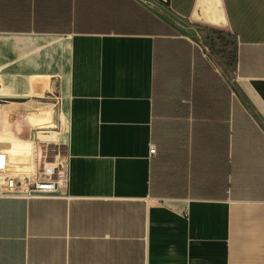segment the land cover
I'll return each mask as SVG.
<instances>
[{
	"label": "crops",
	"instance_id": "1",
	"mask_svg": "<svg viewBox=\"0 0 264 264\" xmlns=\"http://www.w3.org/2000/svg\"><path fill=\"white\" fill-rule=\"evenodd\" d=\"M0 111L67 128L61 193L0 196V264H264V0H0Z\"/></svg>",
	"mask_w": 264,
	"mask_h": 264
},
{
	"label": "rangeland",
	"instance_id": "2",
	"mask_svg": "<svg viewBox=\"0 0 264 264\" xmlns=\"http://www.w3.org/2000/svg\"><path fill=\"white\" fill-rule=\"evenodd\" d=\"M193 36L204 46L210 58L221 70L229 71L233 67L236 54V42L231 34L198 23V26L195 27V31L193 32ZM1 109L4 112L6 107L3 106ZM1 115L3 118V114ZM6 120L12 121L14 118H10L9 115ZM15 131L12 128L0 129V139L29 141L34 149L37 166H35V171L33 169L21 168L17 162L11 159L12 155L8 150L0 148V190L4 189V181L7 177L16 178L19 182L25 176L35 179L42 172L45 165L52 168L57 167L63 162L65 157L67 128L63 115H60L57 122H53L51 127L34 128L25 136H20Z\"/></svg>",
	"mask_w": 264,
	"mask_h": 264
},
{
	"label": "built area",
	"instance_id": "3",
	"mask_svg": "<svg viewBox=\"0 0 264 264\" xmlns=\"http://www.w3.org/2000/svg\"><path fill=\"white\" fill-rule=\"evenodd\" d=\"M155 152L156 148L152 145L150 153L154 154ZM56 169L57 167L52 168L45 165L35 179L25 176L20 182L16 178L7 177L4 181V189L0 190V196L20 198L57 196L61 193V182Z\"/></svg>",
	"mask_w": 264,
	"mask_h": 264
}]
</instances>
